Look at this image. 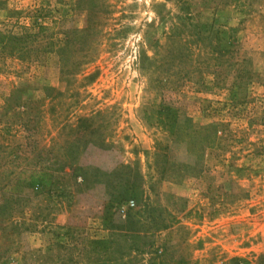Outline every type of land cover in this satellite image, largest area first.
<instances>
[{"label":"rangeland","instance_id":"374dc122","mask_svg":"<svg viewBox=\"0 0 264 264\" xmlns=\"http://www.w3.org/2000/svg\"><path fill=\"white\" fill-rule=\"evenodd\" d=\"M179 17L193 50L182 65L164 56ZM0 32L22 52L0 50V142L57 152L92 116L112 147L79 163L141 176L138 202L68 175L19 196L0 264H264V0H0ZM139 208L141 235L151 209L163 225L143 251L109 227Z\"/></svg>","mask_w":264,"mask_h":264},{"label":"trees","instance_id":"16d2710c","mask_svg":"<svg viewBox=\"0 0 264 264\" xmlns=\"http://www.w3.org/2000/svg\"><path fill=\"white\" fill-rule=\"evenodd\" d=\"M181 22L179 24H173L169 30L165 58H171L174 60V56L182 64H187L191 61L193 56V50L191 48V37L186 34V27L190 24H186L185 20L188 18L179 17ZM184 35V36H182ZM197 37L202 38L200 34ZM178 39V41H176ZM7 42V44H5ZM20 38L4 34L0 32V50L8 52L10 55L19 49L16 44H19ZM218 49V48H217ZM214 50V48L212 49ZM64 48L58 50L59 59L64 60ZM21 50L18 55L21 56ZM199 55V54H198ZM23 56V54H22ZM182 75V78H190L189 69H177ZM216 72V71H213ZM64 70L60 71L61 82L66 81L64 78ZM216 76L220 75L219 72L215 73ZM18 90H24L23 87ZM44 98L53 97L51 96L56 91L54 87H44ZM58 94V92H56ZM19 105L29 104L18 102ZM93 119L92 116L79 117L74 127L68 126V132L66 135L70 136L62 137L60 143H56L58 151L56 152L53 148L41 147L36 149L34 145L36 140H31L33 146L31 149L28 147L31 145L30 142H25L24 146H20L19 149L10 147L7 144L0 142V229L13 227L16 228L19 225L15 221V213L17 212L18 204H20L21 198L19 196H31L35 193H50L56 178L58 175H68L70 180L76 186L77 177H81L82 182L89 184L103 183L106 191L110 196H115L116 202L127 201L128 199H135L138 202L137 192L141 189V176L135 166H129L120 164L110 170H102L95 166H83L79 163V156L86 152L88 147H97L101 150L111 149L112 144L105 140V137L99 132H95L97 128L88 127ZM26 123V121H24ZM26 132L30 129L24 126ZM8 131V126L6 127ZM65 127L61 128L64 131ZM64 134V135H65ZM65 135V136H66ZM32 134H28L25 138L31 137ZM69 137V138H68ZM30 143V145H29ZM53 147V146H51ZM18 148V147H17ZM28 148V150H27ZM28 153V154H27ZM25 162V163H24ZM89 173L86 174V172ZM16 187H22L24 190H18V188H9L10 185ZM147 204L145 203L144 206ZM155 209L150 210L154 228H146L142 230V235L139 233L143 223L140 222V208L137 211L131 209L125 213V219H121V213L117 216L118 219L110 220L109 227L113 231L114 236H128L131 238L128 248L135 251H143L145 249L152 248L151 238L147 237L148 232L151 234L152 229H157L163 225H159L161 218L155 214ZM143 207L142 212H145ZM117 218V217H116ZM183 229H187L182 227ZM139 240V241H138ZM114 241V238H112ZM138 242L140 244L138 245ZM262 258V257H261ZM86 264H92L88 262ZM152 264V263H151Z\"/></svg>","mask_w":264,"mask_h":264},{"label":"built area","instance_id":"2783aa9c","mask_svg":"<svg viewBox=\"0 0 264 264\" xmlns=\"http://www.w3.org/2000/svg\"><path fill=\"white\" fill-rule=\"evenodd\" d=\"M129 204H130V205H133V203H132V202H130Z\"/></svg>","mask_w":264,"mask_h":264}]
</instances>
